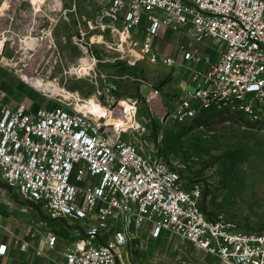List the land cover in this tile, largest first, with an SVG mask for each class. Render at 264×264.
<instances>
[{"label": "built area", "instance_id": "2783aa9c", "mask_svg": "<svg viewBox=\"0 0 264 264\" xmlns=\"http://www.w3.org/2000/svg\"><path fill=\"white\" fill-rule=\"evenodd\" d=\"M24 1L31 10L28 27L1 30L2 47L10 42L14 48L17 40L22 44L46 30V21L51 28L78 13L80 2ZM94 1L99 5L96 18L78 20L72 39L83 54L96 57L93 45L104 43L132 59L171 65L174 59L161 56L153 40L162 27L181 31L191 25L197 41L215 39L225 48L217 62L193 74L194 89L177 100L174 116L185 122L202 109H214L227 118L264 123V0ZM143 13L149 26L137 50L131 31L141 25ZM102 31L116 33L118 40L106 42ZM194 58L185 53V60ZM102 85L98 96L60 99L54 107L35 110L26 102L10 105L0 87V180L43 205L54 220L89 223L86 235L67 245L64 264H120V248L136 237L129 233L130 218L136 231L148 226L154 237L178 235L223 264H264V231L245 230L223 216L206 214L200 182L189 183L171 167L158 146L148 142L146 127L131 120L116 124L112 104L120 101L106 77ZM160 97L158 88L145 96L150 105ZM126 100L135 107L136 120L138 100ZM47 242L54 248L58 237L51 233ZM6 251L1 245L0 254Z\"/></svg>", "mask_w": 264, "mask_h": 264}, {"label": "rangeland", "instance_id": "374dc122", "mask_svg": "<svg viewBox=\"0 0 264 264\" xmlns=\"http://www.w3.org/2000/svg\"><path fill=\"white\" fill-rule=\"evenodd\" d=\"M78 20L81 18L72 19L73 37ZM63 24V20L57 23L59 31L54 43L34 35L38 38L34 47L17 40L16 47L10 48L9 42L0 51V87L10 105L26 102L35 110L60 103L62 96L39 90L36 78L58 84L72 92L74 98L88 99L103 90L105 77L108 80L112 74L110 64L83 54L73 38H61ZM84 55L90 57L91 67L86 73L91 75L78 77L75 65ZM168 82L167 77L153 86L163 90L155 105L147 103L144 95L127 96L115 89L113 94L120 102L129 97L138 100L136 120L147 128L145 137L158 146L184 179L200 182L201 207L206 214L223 216L245 230L264 231V123L237 116L227 118L214 109H202L193 119L180 121L173 110L182 94L165 92ZM132 220L128 223L129 233L136 237L120 248V264H223L219 257L205 254L178 235L154 237L148 226L136 231L135 224L130 225ZM0 221L8 236L15 239L30 237L34 243H41L49 234L56 235L59 241L51 252L60 253L61 261L55 257L60 264L67 245L79 234L85 236L89 229L88 222L52 219L43 205L25 198L1 180Z\"/></svg>", "mask_w": 264, "mask_h": 264}, {"label": "crops", "instance_id": "0c3cea01", "mask_svg": "<svg viewBox=\"0 0 264 264\" xmlns=\"http://www.w3.org/2000/svg\"><path fill=\"white\" fill-rule=\"evenodd\" d=\"M105 1L103 2L105 3ZM98 7L99 5L94 0H80L78 13L69 14L68 18L62 19L64 24L61 28H64L65 32L68 28V32H64L61 38L72 39V19H75V17H80L83 21L95 19ZM30 14L29 4L24 0L10 2L8 0H0V31L9 27L17 30H26ZM159 15L163 16L162 14ZM48 25V21H46L44 24L46 30L34 32L33 35L42 37L46 36L48 32L55 38L59 31V24L51 28H48ZM117 26L121 32L122 23L119 22ZM148 26L149 21L146 14L143 13L141 25L131 31L132 38L139 42L135 49L141 50L140 45L147 35ZM100 33L103 34L106 42L111 39L118 40L116 33L111 34L109 31ZM92 34L88 36L89 40ZM153 45L158 49L161 56L173 58L174 63L171 65L162 62L157 65L148 64L150 61L146 58L132 59L130 55L121 53L116 49H110L104 43L94 44L93 48L99 62L109 63L111 66L112 74L107 82L111 84L117 93L127 96H146L156 83L167 77L169 82L165 92L184 94L186 91H192L194 89L192 83L193 74L198 71H204L211 64L217 62L225 48L223 42L215 39L207 38L203 41H197L191 25L183 27L181 31L162 27L159 34L155 36ZM189 51L194 54V60H185V53ZM161 91L163 92L162 89ZM5 231L0 221V246H7L6 254H0V264H60L55 259L56 257L61 261L60 253L58 255H55L56 253L52 254L51 249L53 248L49 247L47 239L41 243H34L30 237L15 239L13 236H8ZM64 262L65 257L63 264Z\"/></svg>", "mask_w": 264, "mask_h": 264}, {"label": "bare ground", "instance_id": "6f19581e", "mask_svg": "<svg viewBox=\"0 0 264 264\" xmlns=\"http://www.w3.org/2000/svg\"><path fill=\"white\" fill-rule=\"evenodd\" d=\"M39 38H41L43 40L47 39L50 42L54 41L53 35L51 33H48V32L46 33V36H42ZM35 40H36V38H34L33 36L27 37L24 40L25 41L24 44H26L29 47H34V45L36 43ZM2 46H3V42H0V51H2V48H3ZM89 58L85 55L81 57L80 63L82 65V68L80 70L75 68V73L82 74L83 72L85 73V72L89 71V68L91 67V61H89ZM38 82H39V84H38L37 88L39 90L46 92V93H52V94H55L57 96H62L63 100L66 102L79 99V98H74L75 96L72 92L64 89L63 87L58 86V84H54L51 81H48V80L46 81L43 78H41V79L36 78L35 79V85ZM134 108L135 107L132 106V104L128 100H122L118 104L117 108L112 113L113 118L115 117L116 124H118L119 126H125L128 124L129 120H131L132 122L135 123V125H137V120H135L134 115H133V111H132V109H134ZM97 109L100 110L103 108L100 106H97Z\"/></svg>", "mask_w": 264, "mask_h": 264}, {"label": "water", "instance_id": "95a60500", "mask_svg": "<svg viewBox=\"0 0 264 264\" xmlns=\"http://www.w3.org/2000/svg\"><path fill=\"white\" fill-rule=\"evenodd\" d=\"M135 222L132 220L130 225L134 227Z\"/></svg>", "mask_w": 264, "mask_h": 264}]
</instances>
